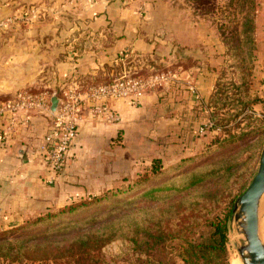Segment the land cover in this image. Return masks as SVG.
I'll use <instances>...</instances> for the list:
<instances>
[{"label": "rangeland", "instance_id": "obj_1", "mask_svg": "<svg viewBox=\"0 0 264 264\" xmlns=\"http://www.w3.org/2000/svg\"><path fill=\"white\" fill-rule=\"evenodd\" d=\"M15 1L42 8L49 4L56 17L57 3L99 0ZM111 1L124 7L145 3ZM153 1L176 10L189 28L195 50L209 51L208 65L217 74L211 96L221 86L227 88V106L214 110L209 99L194 102L197 115L185 127L181 141H174L177 147L163 144L162 157H151L142 166L136 163L121 175L116 172L112 185L104 176L98 180L99 188L86 186L77 198L34 215L18 212L0 218V264H142L145 256L139 254L138 243L145 228L152 225L155 233L161 225L181 231L183 222L202 224L193 228L197 235L208 229L206 219L227 220L228 264L232 254L239 257L241 237L232 210L256 174L264 147V0ZM90 35L88 30L83 32L82 48ZM208 122L213 126L198 134ZM121 140L112 146H122ZM157 158L160 168L153 172ZM194 178L199 179L197 184L189 185ZM173 182H177L174 190L166 187ZM263 199L259 229L264 244ZM81 240L87 246H81Z\"/></svg>", "mask_w": 264, "mask_h": 264}, {"label": "crops", "instance_id": "obj_2", "mask_svg": "<svg viewBox=\"0 0 264 264\" xmlns=\"http://www.w3.org/2000/svg\"><path fill=\"white\" fill-rule=\"evenodd\" d=\"M86 4L57 3L55 17L49 4L42 8L0 1L3 16L23 17L28 9L35 10L29 24L19 22L0 30V104L15 100L23 91L43 93L51 100L71 83L88 88L132 73L148 76L168 69L176 79L146 92L137 106L110 100L120 116L118 124L85 108L62 172L51 185L38 154L50 125L48 114H17L18 124L6 140H0V218L18 212L34 215L77 198L86 186L99 188L98 180L104 176L112 185L116 172L121 175L136 163L142 166L161 156L163 144L176 148L175 142L181 141L185 127L197 115L187 84L196 86L200 100L206 102L213 92L217 74L208 65L209 51L195 50L189 28L176 10L153 0L128 7L111 0ZM87 30L94 36L86 37L89 41L81 48ZM8 119L0 118V131ZM120 138L123 145L112 146ZM30 156L32 162L27 161Z\"/></svg>", "mask_w": 264, "mask_h": 264}, {"label": "built area", "instance_id": "obj_3", "mask_svg": "<svg viewBox=\"0 0 264 264\" xmlns=\"http://www.w3.org/2000/svg\"><path fill=\"white\" fill-rule=\"evenodd\" d=\"M0 14L1 8H0ZM35 10L28 9L23 17L0 15V30L10 29L15 23L29 24ZM124 60L121 59V63ZM175 73L170 71L155 72L144 76L140 74L122 75L107 84L83 88L71 83L61 89L58 98L57 109L50 112V99L43 93L21 92L15 100L0 104V118L8 116V125L0 131V140H6L8 134L18 124L17 114L22 113L27 117L30 112L44 111L49 117V128L38 148V154L42 157L45 168L49 174L47 183L53 184L63 169L64 161L69 149L78 133V121L85 108L91 115L103 117L111 124H118L121 119L119 114L108 104L110 100H125L131 105L137 106L144 94L155 91L165 85L173 83ZM187 91L196 100H200L197 87L187 84ZM24 122H27V118ZM213 126L208 122L199 128L198 134H204ZM32 162V157L27 158Z\"/></svg>", "mask_w": 264, "mask_h": 264}, {"label": "trees", "instance_id": "obj_4", "mask_svg": "<svg viewBox=\"0 0 264 264\" xmlns=\"http://www.w3.org/2000/svg\"><path fill=\"white\" fill-rule=\"evenodd\" d=\"M192 1L201 3L202 0ZM161 71H165V69L158 72ZM233 85L234 84H232V86ZM228 93L229 91L227 88L222 86L218 88L215 94L209 98V106L214 110L224 109L229 101ZM158 159L159 158L153 162V172L158 171V168H160V166L157 165L159 164ZM198 181L199 179H191L189 185H195ZM176 183L177 182L170 183L166 187L171 186V190H174L172 187ZM187 225L188 224L183 222L181 225L183 230L181 231H173L170 226L163 227L161 225V228H157L155 233H153L152 225L145 228L142 232L141 242L138 243L139 254L145 256L142 264H228L226 253V219H206L204 221V227H208V229L201 231V233L197 235L193 234V228L197 226L200 227L202 224L197 226ZM114 239L115 238L110 240L113 241ZM79 244L81 246H87L85 240L79 241Z\"/></svg>", "mask_w": 264, "mask_h": 264}, {"label": "water", "instance_id": "obj_5", "mask_svg": "<svg viewBox=\"0 0 264 264\" xmlns=\"http://www.w3.org/2000/svg\"><path fill=\"white\" fill-rule=\"evenodd\" d=\"M58 98L50 100V112L57 109ZM264 196V147L259 167L246 190L233 206L236 232L242 235L238 255L243 264H264V244L260 236L259 210Z\"/></svg>", "mask_w": 264, "mask_h": 264}, {"label": "bare ground", "instance_id": "obj_6", "mask_svg": "<svg viewBox=\"0 0 264 264\" xmlns=\"http://www.w3.org/2000/svg\"><path fill=\"white\" fill-rule=\"evenodd\" d=\"M263 198H264V196H263ZM263 201H264V199H263ZM238 235H240L239 233H237ZM240 237L242 238V235H240ZM240 257H238L236 254H232L231 255V259H230V264H241V262H240V260L241 259H239ZM242 264H243V262H242Z\"/></svg>", "mask_w": 264, "mask_h": 264}]
</instances>
